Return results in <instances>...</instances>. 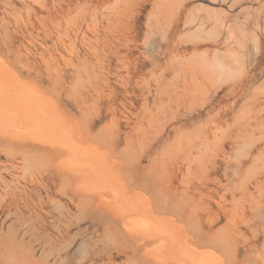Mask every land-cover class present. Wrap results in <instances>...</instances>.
<instances>
[{"label": "rangeland", "instance_id": "rangeland-1", "mask_svg": "<svg viewBox=\"0 0 264 264\" xmlns=\"http://www.w3.org/2000/svg\"><path fill=\"white\" fill-rule=\"evenodd\" d=\"M46 1L51 21L44 24ZM33 4L37 15L29 18L18 4L6 16L11 8L0 0L7 66L120 153L130 176L123 174L152 192L134 186L138 196L165 200L176 192L180 204L194 205L191 230L201 249L216 253L217 245L231 263L264 264V0ZM15 19L22 28L34 23L32 39L11 43ZM34 137L19 139L39 143ZM11 146L0 140V264L139 262L123 249L122 229L105 230L112 217L80 199L87 186L65 183L48 152ZM11 153L16 169L8 166ZM137 173L155 189L144 188ZM103 214L110 220L100 221Z\"/></svg>", "mask_w": 264, "mask_h": 264}, {"label": "bare ground", "instance_id": "bare-ground-1", "mask_svg": "<svg viewBox=\"0 0 264 264\" xmlns=\"http://www.w3.org/2000/svg\"><path fill=\"white\" fill-rule=\"evenodd\" d=\"M6 2L11 8L9 10H6L7 13L4 9L6 16H8L7 14L11 15V11L14 10L15 6H17L18 4L24 6L29 11V18L32 15H37L39 11L33 4V0H6ZM42 6V8L44 9L40 12L48 13L43 17L44 19L42 21L45 22L44 24H47L49 21H51V16L49 14L50 5L46 1V3ZM15 20V25L17 26L14 28L15 30L12 31L13 36L11 43L14 44L15 40L17 42L18 38H22L23 40L32 39L33 34L29 32V27H32L34 23H32L29 19L30 22H27L24 28H22V26L19 25V20ZM8 23H10V21L1 24L7 25ZM6 31L7 30H5V34ZM20 43L21 46L24 45L22 42ZM21 46H18V48ZM27 49L28 48H26V50ZM49 97L48 95L42 93L38 88L31 85V83L24 81V79L22 80L20 75L12 70L9 66H7V64L0 58V140L16 148H20L21 150H24L30 146L33 149L32 151H36L38 153L48 152L49 155L55 159L56 167L60 173V175L58 176L61 177V179L65 180V183L73 182L75 184L72 185H76L75 187H82L83 185L81 186L80 184H84L85 186H87V189L85 186H83L86 189V193H82V190L77 191L79 193H82V195H79L81 196L80 199L83 198V201L84 199H86L85 202H87V204H94L96 202V205H94L97 206V209H100L104 213H106V216L112 217V222L115 223L109 224L107 222L108 225L107 228L105 226V230H107L108 233L109 231H111L110 229L113 230V228L108 227L111 225L114 228L118 227L122 229L123 239L122 237H119V239L123 240L124 243H122V245H126L127 249H125L123 246L119 247H123V249L126 250V253L129 250V252L132 253L133 256H136V260L137 258L139 259L140 264H235L231 263L227 259L224 248L220 246L214 245L216 253H209L200 248V245L202 243L200 240H197V238L194 237V232L191 230L193 229L194 225L193 218L196 214V208L194 205H190V207H187L186 205L183 206L182 204H180L177 201L178 194L176 192H174V194L171 193L170 197L166 198L165 200L163 199V197H160L162 199H159L160 195L157 194L156 196H158V198H156L155 195H152L153 197L149 198V195L147 196V194H144V196L143 194H140L141 196H138L136 193L137 189L138 191L142 190V193H144L146 190L144 191L143 188H138L137 186L139 185L136 184L138 182L135 183V179H132L133 177H130V179L127 178L128 175L130 176V174H128L124 167L120 164L121 154L114 152V150L109 151L108 149L110 148H106L107 146L105 145L103 146L102 144L104 142L101 143V139L97 138V140H95V136L97 134L91 135L93 132L91 134L87 133L86 130L88 127L86 129L84 128L86 132L81 131L82 126L80 127L81 129L78 128L77 125H75L76 123L74 124L72 119L64 115V113L60 110L58 104L51 99L52 97ZM83 127H85V125ZM21 134L26 135V137L27 134L35 135L34 138H39V143H29L27 141L21 140L22 138L19 139V137H21ZM11 135L12 137L14 136V138H16L18 135L19 140L14 138L13 139L15 141L4 140L9 138ZM28 138L23 139L28 140ZM31 138L32 137H30L29 140H31ZM41 139H43V141ZM94 140L97 142H95ZM31 142L34 141L31 140ZM93 142L97 143V145L93 144ZM101 147H105L104 149H107L106 153L104 152L105 150H102ZM99 150H102L104 153L100 152ZM0 151H2V148H0ZM4 151H6V149ZM8 153L9 152L7 151L6 154L8 155ZM13 154H17V152ZM13 154L11 153L10 157ZM191 155H188V158L189 156L192 157ZM25 156H28V153L27 155L25 153L24 157ZM11 159V161H8V166L16 169L18 167H16L15 164L17 162L14 161V159L16 160V158L13 159V157H11ZM27 160L28 159H25L26 162ZM149 167H151V165ZM147 169L146 171H148ZM124 170L125 173H127V176L126 174H123ZM131 175L133 176L132 172ZM144 175V173H137L135 178H137V181H140V184L142 183L144 185L142 186L146 189H153L154 187H156L152 182L150 183L149 181V183L146 184V180H149L150 178H147L145 180ZM2 180L3 179L1 178V181ZM153 180L155 182L159 181V179L155 180L154 178ZM77 184H79L80 186H77ZM102 188H104L106 191L102 190ZM101 190L104 192H102ZM147 192L151 196V190L148 191L147 189L146 193ZM82 200L80 203H82ZM93 204L92 206L95 209L96 207ZM187 204L190 203H188L187 201ZM100 215L97 216L99 217ZM103 215L101 216L102 219H99L97 217V220L99 219L103 222V220L109 218L106 217L103 219V217H105V215ZM106 221H108V219H106ZM113 225H115L116 227ZM143 229H146L147 231ZM105 230L103 231L107 233V231ZM114 230H117L118 232L119 229ZM142 231H146L147 233L143 232L145 234H142ZM111 232L116 233V231ZM118 233H120V230ZM118 233L115 235L121 236V233ZM113 235L114 234H112V236ZM109 237L110 239L114 238L111 236ZM117 242L119 243L120 241L118 240ZM97 243L99 242L97 241ZM129 259L132 260L131 258ZM132 261L128 262L131 263ZM136 262H138V260ZM139 262L136 264H139ZM236 264H242V262L237 261Z\"/></svg>", "mask_w": 264, "mask_h": 264}]
</instances>
